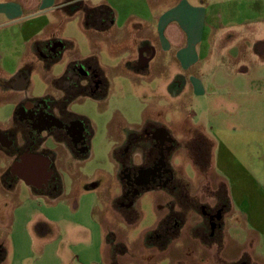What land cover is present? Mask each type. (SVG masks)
Masks as SVG:
<instances>
[{
	"label": "rangeland",
	"instance_id": "1",
	"mask_svg": "<svg viewBox=\"0 0 264 264\" xmlns=\"http://www.w3.org/2000/svg\"><path fill=\"white\" fill-rule=\"evenodd\" d=\"M82 1L90 8L104 4L110 6L118 16L116 26L104 32L94 31L85 26L82 11L70 16L62 12L58 14L61 18L48 16L50 25L41 32V40L61 43L62 51L57 62L48 67L33 53L31 45H25L26 36L20 34H12V39L0 53V68L5 56L9 58L29 53L23 63L30 66L27 93L32 99L49 97L61 102L64 95L56 88L55 82L67 73L71 65L86 62L102 71L107 87L106 94L99 99L79 95L68 106L70 113L87 122L89 151L86 158L79 159L70 154L66 160L62 157L63 162L61 158V166L56 170L60 179L57 191L36 195L40 193L33 194L25 185L19 184L17 178L11 179L8 172L13 156L0 147V247L8 253L6 261L0 264H264V203L258 205L260 199L256 190L248 193L251 203L237 193L243 196V202L235 209L246 214L248 219L245 222L242 216L233 217L231 223L238 228L237 237L242 242L246 240L244 246L229 247L230 256L222 255L217 263L214 253L204 250L203 244L195 243L190 235L193 232L203 243L211 245L208 238L210 228L202 217L200 207L213 209L215 199L222 196L221 191H217L221 187L219 179L210 173L207 166L203 171L205 174L199 171L194 158L207 160L209 154L212 156L213 144L211 150L209 143L189 144L194 140L193 134L200 132L192 125L198 118L189 119L188 116L191 111L195 113V108L181 114L167 107H178L180 100L191 107L173 89L179 79L176 68L159 77L154 63L144 74L139 73L138 66L141 49L155 44V38L147 34V28H153L156 16L179 0ZM254 7V11L247 15L244 12L233 16L238 18L237 23L247 25L243 28L239 24L233 26L234 40L240 41L235 42L237 44L232 51L240 52L239 43L245 46L249 51L246 56L249 67L260 62L253 48L256 42L264 40L261 1L254 2ZM225 23L226 20L220 21L223 26ZM33 25L38 32L42 24ZM222 30L220 28L218 37L224 34ZM236 36L239 37L235 39ZM45 49L44 46L42 50ZM1 80L0 129L10 131L18 124V119H15L17 106L13 101L15 93L4 91ZM263 87L258 85L253 93L238 95V103H233L235 106H226L215 114L221 116L218 122L214 120L213 112L209 113L207 133L219 124L228 132L227 135L224 133L225 137H257L255 133H247L264 131ZM258 92L262 95L260 98L255 96ZM57 108L56 105V113ZM9 118L11 122H8ZM152 125L168 129L176 139L178 146L175 145L176 150L171 155L172 169L177 179L189 181L176 180L187 191V197L179 195L185 201L181 202L182 212L176 218H167L168 206L173 199L160 189L141 192L130 206L123 200V187L119 181L121 153L117 152L125 146L130 133L143 136L145 130H154ZM151 145L141 143L132 148V165L144 162ZM47 147L55 152L59 149V145L52 141ZM255 153L252 147L248 155ZM247 164L253 173L261 177L259 163L254 158L247 160ZM198 172L204 176L201 177ZM261 180L264 182V176ZM13 186H16L14 191L8 193L7 189ZM7 193L8 198L5 197ZM191 206L196 207L197 212L187 209ZM164 218L167 222L165 228H172L176 220H184V225L179 239L170 242L167 250H160L154 245L162 248L174 235L170 238V234L167 235L165 241L152 238L150 243L148 237L153 235ZM217 254L219 256V252Z\"/></svg>",
	"mask_w": 264,
	"mask_h": 264
},
{
	"label": "crops",
	"instance_id": "2",
	"mask_svg": "<svg viewBox=\"0 0 264 264\" xmlns=\"http://www.w3.org/2000/svg\"><path fill=\"white\" fill-rule=\"evenodd\" d=\"M257 1L258 0H179L176 5L171 6L166 12L156 16L153 28H147V34L154 36L155 44H148L147 47L144 46L141 49L140 64H138L140 67L139 73L144 74L147 68L154 63L155 68L158 70L159 77L166 74V72L173 67L176 68L179 79L176 80L173 89L177 90L176 95L181 99L185 98L186 102H188L191 107H187L184 100H180V105L178 107H174L173 105H168L167 107H169L171 111H179L181 114H187L189 109L192 110V108H195V113L192 111L188 113L190 117L188 118L195 120L198 118L196 124H192L196 129L200 130L197 134L203 135L213 144L209 171L219 179L221 190H226L227 194V201L225 202L220 201L218 197L215 199L216 206L222 209L221 218L223 226L218 231L219 235H209L208 238H210L211 242L210 246L203 243L193 232H191L190 235L195 243H199L198 245L203 244L204 250L209 253L212 251V254L214 253L213 257L216 259L217 263L220 262L222 255L224 256L227 254L230 256L231 250L229 247L237 248V246H244L246 240L242 242L240 238L237 237L238 228L231 223L233 217L242 216L245 222L248 219L246 214L235 209V207H239L240 203L243 202V196H239L237 193L244 195L245 199H248L251 203L252 199L249 198L248 193L251 190H256L260 199L258 205L262 206V203H264V201H262V197L264 198V182L261 180L264 176V131L259 130L257 132L251 131L247 133H255L258 135L255 138H251L250 135L247 137H240L238 135L234 137H225L227 135L226 133H228L226 128L219 124H215L213 128H211L210 133H207L208 125L210 124L209 113L213 112L215 116L214 120L218 122L221 116H216L215 114L223 111L227 108L226 106H228V108L235 106L233 103H238V95H249L253 93V89L258 88V85L264 86V40L256 42L253 48L255 56L258 57L260 61L258 65L255 64L256 66L251 65L249 67L250 62L246 59L249 51L245 46H242L241 43L238 44L240 52L233 53L232 51V49L236 47L237 43L235 42L240 41L234 40L233 26L239 23H237L238 18L233 16L237 14L240 16L244 14V12L245 15L253 12L255 9L254 2ZM260 1L261 9L264 10V0ZM78 3H83V1L0 0V53L4 51L3 48L12 39V34H20L22 37L26 36L25 45H31L33 53L41 60H45L41 54L38 53V47H44L52 43L61 45L59 41L55 40L54 42H50L52 40H46L47 42L41 40L43 35L41 32L46 30L50 25L48 16L61 18L58 14L62 12L63 14L67 13L69 16L73 15L76 12L75 6ZM258 5L257 3L255 4L256 7H258ZM80 11L83 12V10ZM116 17L118 16H116L114 12V22L111 27L116 26L118 22V18L116 20ZM222 20H226L224 26L220 24ZM37 23L42 24L38 32L34 30L33 25ZM239 25L243 28L246 27L247 24H243L242 22ZM220 28L223 29L222 31H224V34L218 37L217 34ZM262 32H264V28ZM238 37L239 36H236L235 39ZM61 51L62 49L59 54ZM28 54V52H25L22 56L21 54H19V56L16 54L14 57L9 58L5 56L2 60L3 66L0 68L2 89L15 93V97L13 98L15 106H17L15 119L23 103L28 101H43L45 99H32L27 93L30 86L31 71L29 64H24L23 61ZM7 65H9V67H7ZM259 93L260 92L255 94L258 98L262 96ZM234 97L236 101H234ZM259 101L261 103L263 102L262 99ZM258 108L256 111H258ZM8 122H11L10 118ZM156 128L162 129L168 141L178 146L176 139L168 129L162 126H157ZM0 132L8 131L0 129ZM133 134L134 133H130L128 136ZM193 137H195L194 134ZM51 141L57 144L54 137L50 136L45 140L41 148L48 149L47 146ZM192 142L193 140L190 141L189 144ZM252 147L256 150V153L249 156L248 154L251 152ZM59 149L60 152L58 151ZM59 149L56 152L48 149L52 153L51 158H49L52 163L51 165L55 167L56 170L57 167L61 166V158L63 157L66 160L69 155L65 151L63 145H59ZM136 157L137 156L134 158ZM252 158L259 163L257 166L258 173L261 174V177H259L256 172L253 173L247 164V160H252ZM169 162L172 169L171 157ZM22 170H24L25 173L40 171L38 164L29 163L26 164ZM198 173L200 174V172ZM204 174H200L201 177L202 175L204 176ZM174 177L176 180L187 181L189 183L188 180L177 179L175 174ZM17 179L19 184L25 185L33 194L37 193L33 191V185L27 181L24 173H21ZM251 182L252 184H250ZM15 187L16 186H13L11 189H7L8 193L14 191ZM160 190L165 191L163 189ZM221 190L218 189L217 191ZM8 193L5 194L6 198L9 197ZM197 224H199V222ZM183 225L184 220L179 234L174 235L173 239H171L170 236H166L170 238V240L165 246H161L162 248H160L154 245V247L160 250H167L170 242L179 239L178 237L181 235ZM161 241H165V238L163 237ZM217 252H219V256H217ZM7 255V251L0 247V263L6 261Z\"/></svg>",
	"mask_w": 264,
	"mask_h": 264
},
{
	"label": "flooded vegetation",
	"instance_id": "3",
	"mask_svg": "<svg viewBox=\"0 0 264 264\" xmlns=\"http://www.w3.org/2000/svg\"><path fill=\"white\" fill-rule=\"evenodd\" d=\"M45 48L42 54L44 58L48 59L59 54L61 45L52 43L46 45ZM61 92L65 98L66 93ZM70 93H74L75 97L85 95L99 99L106 94L105 81L91 64L87 62L76 64L73 68ZM63 100L59 103L54 100V103L52 99L48 98L43 101L23 103L19 108L16 118L18 124H16L15 129L0 132L2 151L13 156V162L8 172L11 179L18 178V173H14L12 167L15 163H20L25 154L51 158L52 153L46 148H41L50 136L54 137L57 145H63L65 151L71 156L79 159L87 157L90 141L87 122L70 113L68 108L62 107ZM56 105L58 106L57 113L54 111ZM141 143H147L148 146L152 145L147 150L144 162L132 165V148L141 145ZM174 148L175 144L168 141L164 131L160 128L155 127L154 130H145L143 136L135 133L128 136L125 146L117 152L121 153L119 181L123 187V200L127 201L128 206L141 192L160 188L165 190L173 199L168 206L169 214L167 218H176L182 212V203L185 199L181 197H187V192L182 191L178 186L168 161L175 150ZM38 168L40 171H35L31 179L33 191L40 193L39 195H49L48 193L57 191L60 179L55 167L51 165L46 173L43 170L41 171L40 163ZM121 205L123 206V204ZM200 208L205 223L209 225L210 236L215 235L223 226L222 209L216 205L213 209L208 208V210L204 206ZM187 209L197 212L196 207L193 206ZM166 223L165 221V224H161L156 230L155 235H157L158 240H162L163 237L169 234L170 237L178 235L183 222L176 220L173 227H169V229L168 227L165 228Z\"/></svg>",
	"mask_w": 264,
	"mask_h": 264
},
{
	"label": "trees",
	"instance_id": "4",
	"mask_svg": "<svg viewBox=\"0 0 264 264\" xmlns=\"http://www.w3.org/2000/svg\"><path fill=\"white\" fill-rule=\"evenodd\" d=\"M75 10L76 11L83 10L84 19H85V26L91 30H95V31H99V32L106 30V29L110 28L114 22V12L107 5H101L99 7L89 8V7L84 6L83 3H78L75 6ZM42 48L43 47H38V53H40L41 56L43 57ZM59 58H60V54L58 56L53 57V58H48V59L44 58L45 59L44 61L46 62L47 66L49 67L53 63L57 62L59 60ZM73 68H74V65H71L69 70L67 71V73L55 82L56 88L60 91H63L64 93H66V97L64 98L63 102L61 103V106L64 108H68L69 104L72 102V100L75 97L74 93H70V88L72 86ZM97 71L99 73V76L103 78V74H102L101 70H97ZM48 98L49 97L45 98L44 100H46ZM49 99H51V98H49ZM32 102H35V101H32ZM53 102L55 103L54 100H53ZM193 142L194 143L196 142V144L197 143H205V144L209 143L210 150L212 149V144L201 134L195 135ZM209 153H210V151H209ZM210 155L211 154H209V156L207 158L205 157L207 160H205L203 158L204 160H202V161L197 160V158H194V162H196L195 166L202 173H205L203 171H205L204 169L206 168V166H207V169L210 168V160H211ZM177 184L181 188V185L178 182H177ZM181 190L184 192H187L182 188H181ZM221 193H222V196L219 195V197H218L220 199V201H222V202L227 201L226 190H221ZM155 234H156V231L153 233V235H151L150 238L148 237V242L151 241L152 238L156 239L157 235H155Z\"/></svg>",
	"mask_w": 264,
	"mask_h": 264
},
{
	"label": "water",
	"instance_id": "5",
	"mask_svg": "<svg viewBox=\"0 0 264 264\" xmlns=\"http://www.w3.org/2000/svg\"><path fill=\"white\" fill-rule=\"evenodd\" d=\"M62 49V47H61ZM19 113V111H18ZM41 164L42 170L44 171V173H46L47 169L50 168L51 166V160L47 157H43V156H39V155H33V154H25L21 160L20 163H15L12 167V170L18 173V176L21 175V173H24L25 178L27 179V181L32 185L31 179L34 176V173H25L24 170H22V168L26 165V164Z\"/></svg>",
	"mask_w": 264,
	"mask_h": 264
}]
</instances>
